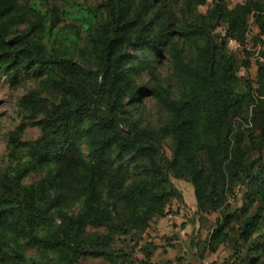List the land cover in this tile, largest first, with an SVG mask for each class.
I'll list each match as a JSON object with an SVG mask.
<instances>
[{"label":"trees","instance_id":"16d2710c","mask_svg":"<svg viewBox=\"0 0 264 264\" xmlns=\"http://www.w3.org/2000/svg\"><path fill=\"white\" fill-rule=\"evenodd\" d=\"M182 1L189 15L178 21L163 0H102L88 9L83 46L59 52L39 39L57 9L0 0V76L36 80L19 107L39 128L30 140L24 122L8 133L0 264H183L154 261L159 246L142 237L173 200L186 206L176 180L196 213H217L189 239L186 264L224 246L218 264H264V0H211L204 12ZM250 22L261 43L255 88L227 46L244 42ZM144 97L154 122L130 119Z\"/></svg>","mask_w":264,"mask_h":264},{"label":"rangeland","instance_id":"374dc122","mask_svg":"<svg viewBox=\"0 0 264 264\" xmlns=\"http://www.w3.org/2000/svg\"><path fill=\"white\" fill-rule=\"evenodd\" d=\"M102 0H23L27 6L32 7L38 12L43 13L48 9H57L59 15V22L55 27H51L49 32L44 31L40 34V42L47 48H55L59 52H70L75 48L83 46L86 40V29L90 25V13L88 9H93ZM164 3L162 9L166 12L173 14L174 18L178 21H183L188 16L189 10L184 6L182 0H163ZM230 6L241 0H227ZM211 4V0H199L197 9L204 12ZM221 32L223 31L220 28ZM257 27L250 22L248 32L245 40L242 44L234 40L228 41V49L234 52L240 62H245L246 66L242 65L239 70V74L246 75L253 87H256V60L259 58V51L261 47L260 36ZM73 40L76 42L73 43ZM74 55H76L73 52ZM138 57H142L145 54L137 52ZM160 59V63H156V69L160 70L162 75L166 74L167 62L165 58L167 54ZM155 63V62H153ZM165 70V71H164ZM147 69L143 70L141 79L148 78ZM160 79L161 77L158 76ZM162 80V79H161ZM36 80L30 77H25L19 80L17 83H11L8 78L0 76V170L6 164L7 160V146L6 141L8 133L15 129L16 126L21 123H26L22 128V137L30 140L36 137L39 132L38 126L26 121L24 111L19 107L20 98L26 94L29 90L37 87ZM45 95V94H44ZM145 105L141 112V105ZM129 116L132 120H139L140 122H154L156 119L155 102L153 98L144 97L141 101L134 103V106L129 110ZM160 118V117H159ZM158 119V118H157ZM85 152L84 149H82ZM37 176L33 175L27 180L31 181L36 179ZM178 188L182 193H185L186 206H180L175 200L171 202V206L168 208V212L163 218H159L147 232L143 233L144 239H152L155 243L159 244V248L155 251L153 260L159 261L160 258H176L182 254V248L184 243H180L181 231H186V246L189 247V239H196L197 237H203L212 228L214 220L217 216L216 212H210L208 214L196 213L194 211V205L186 193L189 192V186L185 182L175 181ZM184 229V230H183ZM198 229V230H197ZM126 242V241H124ZM122 241H116L117 245L126 244ZM178 244H183L179 248ZM230 254V250L227 247H219L214 253L205 255L208 256V261L219 263L223 257ZM140 256V254H138ZM174 262V261H173ZM94 264V263H92ZM95 264H100L95 262Z\"/></svg>","mask_w":264,"mask_h":264},{"label":"crops","instance_id":"0c3cea01","mask_svg":"<svg viewBox=\"0 0 264 264\" xmlns=\"http://www.w3.org/2000/svg\"><path fill=\"white\" fill-rule=\"evenodd\" d=\"M184 230V229H183ZM198 230V229H197ZM182 233H180V239L178 240L180 243H184V246H183V244L181 245V244H178L179 245V248L181 247V246H183V247H181L182 248V254L184 255V256H182L183 257V260L182 261H180L181 263H183V264H186L189 260L191 261V256L189 255V247H187L186 246V242H185V238H186V233H184V232H186V231H181ZM157 244V243H156ZM158 246H159V244H157ZM189 261V262H190ZM206 261H208V256L207 257H205V258H203L202 260H199V261H193V263H191V264H206Z\"/></svg>","mask_w":264,"mask_h":264},{"label":"built area","instance_id":"2783aa9c","mask_svg":"<svg viewBox=\"0 0 264 264\" xmlns=\"http://www.w3.org/2000/svg\"><path fill=\"white\" fill-rule=\"evenodd\" d=\"M206 264H217V263H215L213 261H206Z\"/></svg>","mask_w":264,"mask_h":264}]
</instances>
